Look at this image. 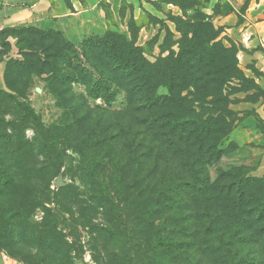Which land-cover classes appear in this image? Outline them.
Instances as JSON below:
<instances>
[{
  "label": "rangeland",
  "instance_id": "1",
  "mask_svg": "<svg viewBox=\"0 0 264 264\" xmlns=\"http://www.w3.org/2000/svg\"><path fill=\"white\" fill-rule=\"evenodd\" d=\"M52 3L58 15L78 13V22L94 31L90 30L87 36L101 38L108 32L123 35L151 61L168 55L170 50H178L181 33L175 19L206 15L216 29L215 41L238 50L239 68L253 81L246 84L247 91L239 90L240 86L225 88L226 102L221 106L235 112V125L221 146V157L208 167L211 181H217L222 170L240 167L253 178L264 177V95L259 93L256 99L257 91L253 88L255 83L264 90V0H52ZM20 29H8L0 41L2 53L12 58L9 66L14 70L10 68L9 77L18 91V94L3 96L0 101V156L9 153L5 150L11 136H34L35 117L46 126L71 125L73 141L82 140L98 125L112 126L110 133L116 134L125 117L126 92L116 90L111 105L103 99L88 98L90 117L81 123L75 122L85 113L80 111L67 116L61 105H74L69 95L58 98L54 91L58 87L53 90L46 82L36 91L31 86L33 73H25L13 61L23 58L21 52L27 40L35 37L33 32L20 33ZM26 34L29 38H22ZM91 70L94 78H98L97 72ZM44 76H40L41 79L47 77ZM71 88L76 95L87 96L85 84L74 82ZM31 112L34 114L30 115ZM134 134L133 147L143 160L141 177L136 176L132 157L123 158L120 143L116 142L107 147L89 148L84 154L59 144L57 157L60 155L61 159L56 157L55 166L52 163L49 180L23 179L21 175L16 184L20 185L23 196L17 195L9 202L0 198V208L5 212L22 211L27 220L24 230L46 231L53 224L57 229L52 234L57 250L51 253L45 245H33L26 239L19 246L18 256L1 249L2 264H122L124 245L121 240L104 239L97 233V226L122 231L132 256L131 264H264V234L260 235L255 229L238 235L230 244L228 255L217 262L203 250L199 241L192 244L191 239L177 230L172 207L153 214V205L143 198L151 191L152 183L143 178L155 165L165 168L167 158L156 163L153 153L147 160L145 146L149 140ZM170 162L173 172L178 168V161L170 158ZM57 181L61 185L56 184ZM27 197L31 201L26 203L24 198ZM5 231L10 230L0 226V233L5 234ZM16 231L17 228L12 227L11 234ZM161 239H167L166 243ZM59 247L61 252H58ZM157 248L161 250L159 256L153 255Z\"/></svg>",
  "mask_w": 264,
  "mask_h": 264
},
{
  "label": "trees",
  "instance_id": "2",
  "mask_svg": "<svg viewBox=\"0 0 264 264\" xmlns=\"http://www.w3.org/2000/svg\"><path fill=\"white\" fill-rule=\"evenodd\" d=\"M175 23L181 33L178 50H170L168 55L155 61L145 57L141 49L123 35L114 32L101 38L86 36L78 48L60 30L18 27L22 28L20 33L33 32L35 37L27 40L21 52L23 58L13 61L25 73L47 75L43 79L49 88L58 87L54 90L58 98L69 95L74 105H61L67 116L80 111L85 113L75 122L81 123L90 117L88 98L103 99L111 105L116 90H124L127 107L117 135L110 133L112 126L98 125L79 141L72 140L71 125L46 126L34 115V136H11L6 142L7 148H11L5 150L9 153L0 156L2 200L9 202L17 195L23 196L20 185L16 184L21 175L23 179L49 180L53 173L52 163L53 166L57 163L59 144L84 154L89 148L120 143L122 157H132L136 176L141 177L143 160L138 157V149L133 147L136 133L149 140L145 146L147 160L153 153L156 163L167 158L165 168L155 165L143 178L152 183L151 191L143 198L153 205V214L172 207L177 230L191 239L192 244L199 241L203 250L217 262L228 255L230 244L243 231L255 229L260 235L264 234V177L253 178L240 167L220 171L217 181L213 182L208 171L209 165L221 157V146L235 125V112L221 106L226 102L225 88L240 86L239 90L247 91L246 84L253 81L239 68L238 50L215 41L216 29L206 15L177 18ZM7 30L1 32V36ZM26 35L22 38L28 39ZM11 60L7 61L6 71L8 90L0 92V101L3 96L18 94L9 77ZM91 69L97 72L98 78H94ZM74 82L85 84L87 96L74 93L71 88ZM253 88L257 91L256 99L259 93L264 95L259 85L254 83ZM215 106L218 109H213ZM170 158L178 161V168L173 172ZM153 186L156 188L152 189ZM24 199L26 203L31 201L29 197ZM171 202L175 204H169ZM39 203L47 211L43 203ZM26 221L20 210L5 212L0 208V226L10 230L0 233V251L18 256L19 246L26 239L33 245H45L51 253L57 250L52 236L57 229L53 224L49 230H35L36 234L32 229L24 230ZM12 227L17 228L14 234H11ZM96 229L106 240H121L124 245L122 264H131L132 256L122 231L104 226ZM166 240L161 239V242L164 244ZM59 250L60 247L58 252H61ZM160 251L157 248L153 255L159 256Z\"/></svg>",
  "mask_w": 264,
  "mask_h": 264
},
{
  "label": "crops",
  "instance_id": "3",
  "mask_svg": "<svg viewBox=\"0 0 264 264\" xmlns=\"http://www.w3.org/2000/svg\"><path fill=\"white\" fill-rule=\"evenodd\" d=\"M70 15L63 13L58 15L52 0H0V41L1 32L4 30L30 26L38 29L60 30L68 40L80 48L89 31H94L88 25L78 22L79 19L76 17L78 13ZM8 60L9 57L2 53L0 45V92L8 90L6 80ZM41 77L36 73L31 75V86L36 91L44 87L45 81ZM0 264H2L1 260Z\"/></svg>",
  "mask_w": 264,
  "mask_h": 264
},
{
  "label": "water",
  "instance_id": "4",
  "mask_svg": "<svg viewBox=\"0 0 264 264\" xmlns=\"http://www.w3.org/2000/svg\"><path fill=\"white\" fill-rule=\"evenodd\" d=\"M56 184L61 185V182L57 181Z\"/></svg>",
  "mask_w": 264,
  "mask_h": 264
}]
</instances>
